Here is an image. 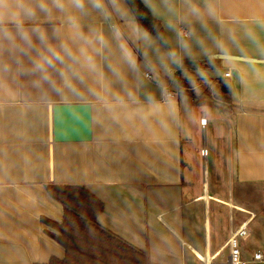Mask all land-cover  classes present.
<instances>
[{"label":"crops","instance_id":"obj_1","mask_svg":"<svg viewBox=\"0 0 264 264\" xmlns=\"http://www.w3.org/2000/svg\"><path fill=\"white\" fill-rule=\"evenodd\" d=\"M22 2L0 23V264L64 257L51 185L87 188L146 264H230L242 222V256L264 254V0ZM73 103L91 138L54 140L53 105Z\"/></svg>","mask_w":264,"mask_h":264},{"label":"trees","instance_id":"obj_2","mask_svg":"<svg viewBox=\"0 0 264 264\" xmlns=\"http://www.w3.org/2000/svg\"><path fill=\"white\" fill-rule=\"evenodd\" d=\"M139 26L151 34H160L162 25L152 17H138ZM178 86L187 87L177 79ZM222 99L229 101L230 86L221 83ZM50 195L58 199L64 208L61 222L46 218L42 221L57 232H46L58 241L65 250L64 257H51L47 264H146L147 253L126 241L97 221L103 202L87 188L78 185H51Z\"/></svg>","mask_w":264,"mask_h":264},{"label":"water","instance_id":"obj_3","mask_svg":"<svg viewBox=\"0 0 264 264\" xmlns=\"http://www.w3.org/2000/svg\"><path fill=\"white\" fill-rule=\"evenodd\" d=\"M53 138L54 140H89L91 138L90 104L53 105Z\"/></svg>","mask_w":264,"mask_h":264},{"label":"built area","instance_id":"obj_4","mask_svg":"<svg viewBox=\"0 0 264 264\" xmlns=\"http://www.w3.org/2000/svg\"><path fill=\"white\" fill-rule=\"evenodd\" d=\"M183 36H187L188 32L183 31ZM229 73L228 71L224 72V75L227 76ZM145 75L147 77H150L151 74L149 72H146ZM167 95H171L170 92L167 93ZM200 123L202 125H205L206 119L201 118ZM201 155H207L208 150L207 148L203 147L200 150ZM248 236V227L247 222L240 223L236 228L231 230V233L227 239V245L229 248V262L230 264H248L249 262H253L256 264H264V254L261 250H255L252 253V256L250 259H246L242 256L241 248H240V241L242 239H245Z\"/></svg>","mask_w":264,"mask_h":264},{"label":"clouds","instance_id":"obj_5","mask_svg":"<svg viewBox=\"0 0 264 264\" xmlns=\"http://www.w3.org/2000/svg\"><path fill=\"white\" fill-rule=\"evenodd\" d=\"M92 2L94 7H101L100 0H92ZM77 6L83 7L82 0H77ZM21 12L23 15L29 14L22 0H0V23L5 20L17 22Z\"/></svg>","mask_w":264,"mask_h":264},{"label":"rangeland","instance_id":"obj_6","mask_svg":"<svg viewBox=\"0 0 264 264\" xmlns=\"http://www.w3.org/2000/svg\"><path fill=\"white\" fill-rule=\"evenodd\" d=\"M186 90V89H185ZM233 176V175H232ZM214 180V179H213Z\"/></svg>","mask_w":264,"mask_h":264}]
</instances>
